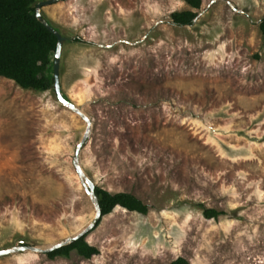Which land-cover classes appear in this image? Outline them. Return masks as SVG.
<instances>
[{"label": "rangeland", "instance_id": "obj_1", "mask_svg": "<svg viewBox=\"0 0 264 264\" xmlns=\"http://www.w3.org/2000/svg\"><path fill=\"white\" fill-rule=\"evenodd\" d=\"M183 10L192 25L172 22ZM41 14L66 38L62 93L91 121L82 170L149 210L104 216L84 235L90 259L26 250L0 264H264V0H60ZM86 131L54 89L0 77V250H46L91 224L74 166Z\"/></svg>", "mask_w": 264, "mask_h": 264}, {"label": "trees", "instance_id": "obj_2", "mask_svg": "<svg viewBox=\"0 0 264 264\" xmlns=\"http://www.w3.org/2000/svg\"><path fill=\"white\" fill-rule=\"evenodd\" d=\"M185 1L194 9L201 6V0ZM37 3L38 0H0V77L13 81L21 89L44 92L54 89L57 37L36 18ZM197 15L192 10H183L172 12L171 18L174 24L184 26L192 25ZM259 29L264 41V18ZM73 41L82 40L73 38ZM94 193L102 217L111 214L118 207L142 215L148 213L149 206L131 193H111L100 187H96ZM203 213L208 219H217L223 214L213 208H205ZM72 251L85 259L99 254V249L90 245L85 236L46 254L49 259L68 258ZM171 264L188 262L179 258Z\"/></svg>", "mask_w": 264, "mask_h": 264}, {"label": "water", "instance_id": "obj_3", "mask_svg": "<svg viewBox=\"0 0 264 264\" xmlns=\"http://www.w3.org/2000/svg\"><path fill=\"white\" fill-rule=\"evenodd\" d=\"M59 1L60 0H46V1L38 2L36 5V18L50 32H52L57 37V48H56V53H55V58H54V90H55L57 100L63 106H65V107L69 108L70 110L74 111L75 113H77L79 116H81L87 122V131L85 133L83 141L77 146V149L75 152L74 166H75L76 172H77L80 180L82 181L85 192L89 195V197L92 199V201L94 203L96 214H95V217L92 220L91 224L88 226V228H86L84 231L80 232L76 236L69 238L66 242L56 244V245H54V246H52L46 250H41L37 247H30V246H16V247L11 248V249L0 250V257L6 256V255H9L12 253H17L20 251H26V250H32L34 252H42V251L43 252H49V251L61 248L65 245H69V244L75 242L76 240H78L79 238H81L82 236H84L90 230L96 228L98 226L100 220L103 218L100 206L98 204L97 198H96L95 193H94L96 185L93 183L92 180H90L85 175L84 171L82 170V168L80 166V152H81V148L83 147V144L87 138V135H88V132L90 129L91 121L72 102H70L64 96V94L62 93L61 85H60L59 66H60V59H61V53H62V45H63V42L66 40V38L64 36H62L61 33L58 30H56V28H54L41 14V9L44 6L51 5V4H54V3L59 2Z\"/></svg>", "mask_w": 264, "mask_h": 264}, {"label": "snow or ice", "instance_id": "obj_4", "mask_svg": "<svg viewBox=\"0 0 264 264\" xmlns=\"http://www.w3.org/2000/svg\"><path fill=\"white\" fill-rule=\"evenodd\" d=\"M184 6V0H176V7H183Z\"/></svg>", "mask_w": 264, "mask_h": 264}]
</instances>
